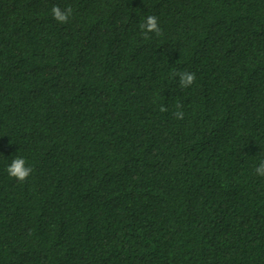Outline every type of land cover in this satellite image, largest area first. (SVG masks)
<instances>
[{
  "label": "trees",
  "instance_id": "obj_1",
  "mask_svg": "<svg viewBox=\"0 0 264 264\" xmlns=\"http://www.w3.org/2000/svg\"><path fill=\"white\" fill-rule=\"evenodd\" d=\"M261 160L264 0H0V264H264Z\"/></svg>",
  "mask_w": 264,
  "mask_h": 264
},
{
  "label": "clouds",
  "instance_id": "obj_2",
  "mask_svg": "<svg viewBox=\"0 0 264 264\" xmlns=\"http://www.w3.org/2000/svg\"><path fill=\"white\" fill-rule=\"evenodd\" d=\"M72 8L66 7L61 9L60 6L55 5L51 9V15L54 20H56L60 24H65L68 22L69 17L72 15ZM139 28L142 31V34L145 39L148 38L149 33H155L156 35H161V29L158 24V19L154 15H149L146 17L145 21L139 24ZM173 77H179V85L181 88H187L191 86L196 79L195 73L183 71V72H173ZM176 108L178 109L174 116L177 119H183L184 113L182 110L181 104H177ZM161 111H167L164 106H161ZM6 171L8 175L19 182H24L28 179V177L32 174V167L26 165V161L23 157L14 158L11 163L7 166ZM254 172L256 175L264 177V160H261L260 163L255 167Z\"/></svg>",
  "mask_w": 264,
  "mask_h": 264
}]
</instances>
